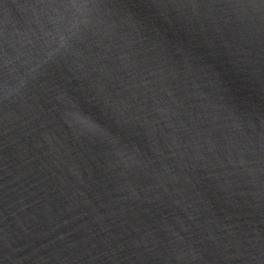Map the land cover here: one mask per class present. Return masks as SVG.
I'll return each mask as SVG.
<instances>
[{
	"label": "water",
	"instance_id": "1",
	"mask_svg": "<svg viewBox=\"0 0 264 264\" xmlns=\"http://www.w3.org/2000/svg\"><path fill=\"white\" fill-rule=\"evenodd\" d=\"M0 264H264V0H0Z\"/></svg>",
	"mask_w": 264,
	"mask_h": 264
},
{
	"label": "clouds",
	"instance_id": "2",
	"mask_svg": "<svg viewBox=\"0 0 264 264\" xmlns=\"http://www.w3.org/2000/svg\"><path fill=\"white\" fill-rule=\"evenodd\" d=\"M77 11H79V9H77ZM78 24H79L78 21H74V22L68 27V29H67L68 32L74 34V29H75L76 27H78ZM46 35H48V36H52V33H47ZM53 39H58L59 45H60V46H65V45L67 44V42H68L69 37L66 36V35L64 34L63 31H59V30H58L56 36H54ZM81 119H84L85 122L91 124L92 127H98L97 125L92 124L91 121H88L87 118L81 117Z\"/></svg>",
	"mask_w": 264,
	"mask_h": 264
}]
</instances>
